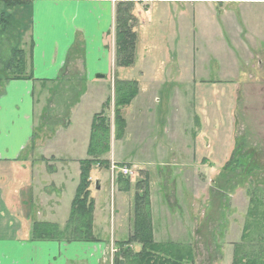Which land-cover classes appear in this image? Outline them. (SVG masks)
Wrapping results in <instances>:
<instances>
[{
  "label": "rangeland",
  "instance_id": "1",
  "mask_svg": "<svg viewBox=\"0 0 264 264\" xmlns=\"http://www.w3.org/2000/svg\"><path fill=\"white\" fill-rule=\"evenodd\" d=\"M149 4L134 1L133 15L137 18V29L140 28V17L145 19L149 16L146 14ZM185 6L191 10L189 5ZM178 7L172 5L167 11L176 15L180 11ZM196 7H200L202 13L208 15L210 12L215 16L213 21L203 17L205 23L202 22L201 26L205 25L206 29L201 35L200 53L197 55L201 63H197L196 69H193V63L189 62L186 66L191 65V69L185 68L191 75L194 71L196 76L199 75L198 67L203 65L205 69L202 78L205 82L197 79V84L194 83L198 91L196 106L201 103L199 108L203 123L195 120V86L189 82L186 73L183 80L185 82L187 78V84L175 80L177 70L173 67L165 70L168 83H149V73L160 71L158 64L164 59L171 60L174 53L172 45L163 43V38L171 34L167 33L165 37L158 35L156 39L160 31V26H156L154 35L147 29L149 35L138 37L133 69L116 68L114 59L110 75L102 80L96 78L102 74H96V80L84 81L81 85L76 79V70H72L63 75L62 81L47 85L41 92L36 84L38 108L34 139L37 142H51L56 153L64 155L71 151L74 158L88 159L93 118L104 110V103L111 98L105 118L111 126V147L113 143L118 159H134L139 149L151 150L145 146L151 142L156 145L153 149L155 152L163 148L162 155L166 162L160 168L165 169L172 179L181 172L177 175L176 193L172 190L170 180L169 188L163 189L160 192L162 197L159 198L164 208L173 211V214L176 210L183 227L169 225L166 236L164 231L167 225L161 224L160 214L157 213L155 231L158 239L179 238L188 241L189 246H179L183 256L187 258L192 255L193 262L188 261L186 264H232L235 252L242 253V247L236 251L237 245L243 243L247 247V244H251L249 250L253 252L264 246L258 240L264 228V0L217 1L210 8L207 4H196ZM163 8L166 10L168 5ZM78 10L69 0H47L32 4L34 26L30 30V25H27L23 32L19 31L18 39L10 45L0 41V61L10 60L14 46L28 51L33 36L36 42L42 41L43 45V39H48L47 47L50 49L53 46L63 49L71 37L74 41L77 37L76 33L72 36V28H69L64 17L75 13L80 15ZM3 12L0 6V14ZM18 18L20 15L16 12L14 19ZM214 27L218 31L216 37L211 33L205 37L208 32L213 33ZM106 43L115 50L114 31L107 37ZM165 46L170 47L166 49ZM149 60L154 66L151 70L144 68V63ZM228 63L230 68L235 65V69L225 73L222 71L223 65ZM139 76L143 77V87L148 91L146 95L153 96L150 100L140 96L123 110L127 121L125 138L122 142L115 141L114 80H136ZM80 97H83L80 105L72 110ZM142 119L143 123L137 127V121ZM18 128L26 132L24 122H20ZM199 131L203 143L212 145L210 161L213 164H202L200 174L193 175L188 165L193 152V137ZM23 135V132L20 133V136ZM110 153L104 158H109ZM224 154L227 155L226 161ZM142 173L136 171L129 178V192L120 195L116 187L118 180L114 182L115 186H111V166L109 172L104 168H92L91 197L98 208L103 209L102 231L107 232L103 235L107 241L118 239L121 228V237L126 236L132 227L130 215L134 209L137 179ZM98 182L103 186L101 191L97 190ZM71 194L72 187L67 191V198ZM74 195L73 192L69 201ZM60 225V229H64L65 224ZM247 227L249 230L246 231ZM30 231L31 227L24 224V232L27 234ZM244 233L245 240L242 239ZM116 255L114 260H117ZM129 261L131 264L138 262L136 259Z\"/></svg>",
  "mask_w": 264,
  "mask_h": 264
},
{
  "label": "crops",
  "instance_id": "2",
  "mask_svg": "<svg viewBox=\"0 0 264 264\" xmlns=\"http://www.w3.org/2000/svg\"><path fill=\"white\" fill-rule=\"evenodd\" d=\"M44 1L47 0H32L30 3L31 11L32 4H40ZM69 1L75 4L79 8L78 12H80V15L75 13L64 17L69 28H72V36L77 34L75 41L71 37L70 42L63 49L57 46L50 49L47 47L48 39H43L45 40V45H43L42 41L36 42L33 36L31 38L32 47L27 51L28 69L32 71L33 80L11 81L0 85L2 92L0 96V264H115L114 251L120 254L119 245L126 242L133 233L132 225L127 235L121 237V228L118 231V239L107 241L103 237L107 232L102 231L104 230L102 224L103 209L98 208L97 203L94 209V232L99 239L98 242L33 241L30 239L31 231L27 234L24 232V224H28L31 229L35 223H51L57 224L59 227H61L60 224H67L74 197L70 201L69 198L73 192L76 193L80 181V162L83 161V159L72 157L71 151L64 155L56 153L51 142L35 141L38 108V100L35 95L36 84L39 85L41 92L47 85L52 86L57 84L56 82L62 81L64 74L76 70L79 74L78 76L75 74L76 79L82 85L84 81L96 80V74H102L106 78L114 67L115 50L114 47L112 49L108 47L106 39L112 35L115 29V10L120 0ZM217 1L232 2V0H158L149 4L146 11L149 16L145 19L140 17V28L137 29L138 37L149 35L147 29L151 30L153 34V31L157 32L156 26H160L159 33L155 34L156 39L158 35L164 36L170 33V37L163 38V43L174 47L171 60L164 59L158 64L157 68L160 71L149 73V83L152 85L168 83L167 71L165 70L170 67L177 70L175 80L179 83L181 81L186 83L187 78L185 82L183 80L185 73L190 78L191 84H197V79L205 82L202 79L205 76V69L202 64L198 67V76L195 75L194 71L193 75L187 73L185 68H190L191 65L186 66L189 62L193 63V69H196L197 63H201L197 55L200 53L201 35L206 29L205 25L201 26L202 22L205 23L203 17L215 19V16L213 17L210 12L208 15L206 12H200L201 8H197L196 4H207L210 8V5L216 4ZM155 4H160V6H155ZM161 5H168V8L165 10ZM172 5L180 6L178 7L180 11L176 15L167 11ZM185 5H189L191 10H187ZM33 18L32 11L30 30L34 26ZM212 30L213 33L208 32L205 37L211 34L216 37L217 28L214 27ZM165 47L168 49L170 46ZM81 49L82 52H79ZM144 68L151 70L154 66L149 60L144 63ZM234 69L235 65L230 68L228 63L223 65L222 71L230 73ZM141 78L143 77L139 76L136 80H127L136 81L139 85V94L134 101L140 96L149 100L153 96L152 94L146 95L148 91H146V87H143L144 82ZM178 82L175 83L178 84ZM195 84L194 105L196 106L198 91ZM82 98L80 97V101L76 102L72 110L80 105ZM200 106L201 103L196 106L197 110L194 111L195 120L203 123ZM71 113L74 112L71 111ZM20 122L25 123L26 132L18 128ZM142 123L143 119L140 122L137 121V127H140L139 125ZM22 132L24 135L20 136ZM124 138L121 140L114 138V140L122 142ZM193 139L191 144L193 152H191L188 166L192 170L191 173L196 175L200 174L202 164H213L210 161L212 145L210 143L206 146L203 143L200 131L194 135ZM148 143L145 146L150 147L151 150L141 151V148L137 151V155L135 154L134 159L127 161L118 159L112 143L110 157L106 159L110 161V166L112 163L128 166L134 173L143 171L148 177L155 243L187 247L190 245L187 243L188 241H181L179 238L162 240L157 237L155 231L157 213L160 214L161 224L167 225L164 231L166 236L169 233L166 230L169 225L174 224L176 227H183L182 219L178 217L176 210L174 213L176 215H174L173 211L164 208L163 201L159 198L162 195L160 192L169 188L170 180L172 181V190L176 193V180H178L181 172L176 173L172 179V176L168 175L165 169L160 168L166 162L164 155H162L164 153L163 148L155 152L153 149L156 148V145L151 142ZM187 145L189 148L190 145ZM226 160L227 155L225 156ZM43 165L46 167L44 168ZM106 170L109 172L110 168ZM169 172L172 171L169 170ZM140 179L141 177L137 180ZM111 186L113 187L115 184L111 183ZM71 187L72 194L67 198V191ZM116 187L120 195H126L130 190V187L127 188V191L121 190L118 182ZM102 188L101 182H98L97 190L101 191ZM130 222L133 224V210L130 215ZM130 248L134 252L141 251L140 244H133ZM111 251L113 254H110ZM122 261L124 264H131L130 261Z\"/></svg>",
  "mask_w": 264,
  "mask_h": 264
},
{
  "label": "trees",
  "instance_id": "3",
  "mask_svg": "<svg viewBox=\"0 0 264 264\" xmlns=\"http://www.w3.org/2000/svg\"><path fill=\"white\" fill-rule=\"evenodd\" d=\"M32 0H0L4 12L0 14V41L16 42L19 31L23 32L27 25L31 27ZM14 10V14L12 11ZM134 2L120 0L115 10V67L131 69L135 65L138 42L137 18L133 15ZM16 12L20 18L14 19ZM15 15V16H14ZM26 15V16H24ZM24 25V27H23ZM32 47V43L30 45ZM32 49V48H31ZM27 51L23 47L12 48L10 60L0 61V85L11 81L33 80L32 71H29ZM139 94V85L136 81L114 80V125L115 138H124L127 123L123 110L130 106ZM111 103V98L104 103L101 113L93 118L90 142L88 146V159L80 162V181L71 204L70 217L64 229L57 224L35 223L32 225L30 239L33 241L57 242H83L95 243L99 239L94 232L95 201L91 197L90 173L93 167L110 168V161L104 158L111 152V126L105 118V110ZM124 166V165H119ZM143 177L136 184V195L133 209V233L130 238L119 245L120 254L116 255V263L122 260L129 262L136 259L137 264H186L192 260V255L183 256V251L173 244H157L154 241L152 227V211L150 200V187L148 177ZM144 178V179H143ZM120 189L127 191L130 179L119 176ZM264 219V213L262 216ZM249 230V227L245 229ZM244 233L242 239L245 240ZM264 243V228L258 237ZM140 244L141 251L134 252L130 246ZM251 244H240L236 251L242 247V253L235 252L232 264H264V246L256 252L249 250ZM183 249V248H182Z\"/></svg>",
  "mask_w": 264,
  "mask_h": 264
},
{
  "label": "built area",
  "instance_id": "4",
  "mask_svg": "<svg viewBox=\"0 0 264 264\" xmlns=\"http://www.w3.org/2000/svg\"><path fill=\"white\" fill-rule=\"evenodd\" d=\"M141 1L152 3V2H155L158 0H141ZM117 173H119V175H121L123 177H128V178H130L132 175H134V172L130 167H128V166L119 167L115 163H112L111 164V180H112V183H114L118 180L119 177H117Z\"/></svg>",
  "mask_w": 264,
  "mask_h": 264
},
{
  "label": "water",
  "instance_id": "5",
  "mask_svg": "<svg viewBox=\"0 0 264 264\" xmlns=\"http://www.w3.org/2000/svg\"><path fill=\"white\" fill-rule=\"evenodd\" d=\"M96 78L97 79H104L105 76L104 75H98ZM120 264H124V261H121Z\"/></svg>",
  "mask_w": 264,
  "mask_h": 264
}]
</instances>
